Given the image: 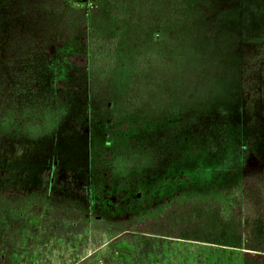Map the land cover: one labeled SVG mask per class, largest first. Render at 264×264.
<instances>
[{
  "label": "trees",
  "instance_id": "1",
  "mask_svg": "<svg viewBox=\"0 0 264 264\" xmlns=\"http://www.w3.org/2000/svg\"><path fill=\"white\" fill-rule=\"evenodd\" d=\"M90 1L0 0V202L39 197L18 209L77 221L41 203L47 192L85 199L86 181L65 175L91 153L107 157L99 172L132 154L153 167L252 152L264 167V0ZM173 95L191 101L175 118L164 105ZM262 176L204 199L165 197L149 214L133 207L143 191L117 192L112 170L96 191L124 230L264 264Z\"/></svg>",
  "mask_w": 264,
  "mask_h": 264
},
{
  "label": "rangeland",
  "instance_id": "2",
  "mask_svg": "<svg viewBox=\"0 0 264 264\" xmlns=\"http://www.w3.org/2000/svg\"><path fill=\"white\" fill-rule=\"evenodd\" d=\"M67 2L69 4L71 0ZM83 4L84 9H88L91 1L84 0ZM190 104L188 98L182 100L177 95L168 101L165 99L164 103L172 118L178 116L180 110L189 109ZM215 109L221 110L219 106ZM108 110L109 106H105L103 113L106 114ZM235 135L241 138L237 128ZM126 146L124 143L120 145L121 148ZM96 157L93 153L88 154L86 168L78 162L76 174L73 177L65 175L68 182L80 179L86 181L85 199L80 202L71 198H58L47 192L41 203L44 210L74 211L78 215L77 221L58 220L54 216H33L18 209L21 204L40 200L39 197L0 202V264H241V252L237 250L124 230L114 222L115 213L111 205H102V197L96 189L103 184L102 174L112 170L115 178L123 181L117 192H125L124 196L130 199L143 191V203H134L133 207L139 213L149 214L160 208L159 201L171 195L204 199L240 191L247 177L263 174L264 167L257 154L247 152L242 156L239 153L222 152L207 157L196 155L193 159L176 164L153 167L141 166L136 154H132L119 159L120 167L127 171L125 175H122L123 169L111 160L99 172V166L104 160L107 161V157L99 162ZM21 167L32 166L25 162ZM79 168L82 169L78 171ZM42 171L45 172L42 174L44 178L49 179L52 175L48 169ZM130 174L133 175L130 180L122 179L128 178ZM261 179L264 188L263 176ZM148 206L151 209H146Z\"/></svg>",
  "mask_w": 264,
  "mask_h": 264
}]
</instances>
